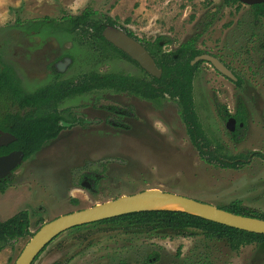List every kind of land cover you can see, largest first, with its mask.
<instances>
[{"label":"rangeland","instance_id":"obj_1","mask_svg":"<svg viewBox=\"0 0 264 264\" xmlns=\"http://www.w3.org/2000/svg\"><path fill=\"white\" fill-rule=\"evenodd\" d=\"M237 5L238 11L226 9L224 0H0V60L11 65L26 92L48 85L56 74L57 80L91 72L145 76L123 57L80 44L75 34L24 32L44 17L58 25L89 8L95 18H110L140 40L163 39L161 52L168 54L197 24L212 27L204 29L196 49L218 58L237 81L199 61L193 81L195 113L216 157L247 156L238 169L208 164L190 142L175 99L154 105L126 92L97 90L58 105L63 130L10 178L0 194V220L27 210L34 233L60 215L150 188L218 208L240 200L250 211L264 214V161L250 155L264 150L262 31L251 23L249 6ZM247 23L255 34L251 44L239 31L232 41L224 38L229 24L241 29ZM64 58L70 63L58 73L56 64ZM237 113L245 122L240 126L235 119L230 131L227 124ZM28 240L0 251V264H13ZM33 264H264V245L234 251L193 229L89 223L64 231Z\"/></svg>","mask_w":264,"mask_h":264},{"label":"trees","instance_id":"obj_2","mask_svg":"<svg viewBox=\"0 0 264 264\" xmlns=\"http://www.w3.org/2000/svg\"><path fill=\"white\" fill-rule=\"evenodd\" d=\"M229 1L239 3V0H225L227 3ZM253 7L257 14L264 16V3L255 4ZM95 15L96 13L92 9L86 8L76 16L64 17L58 25H55V20L44 17L33 22L28 29H24V32L27 35L35 36L44 33L43 31L75 34L80 44L92 48L94 52L97 50L107 56L118 55L138 66L125 53L106 41L102 36L104 21L95 18ZM105 21L113 24L110 18ZM164 42L166 41L157 38L153 44L144 45L155 60L157 67L162 70L160 78L149 75L139 66L145 76L139 77L112 72L100 75L91 72L83 74L74 82L71 79L57 80L59 75L56 74L53 82L38 87L32 92H26L21 87L20 80L11 65L0 60V130L9 132L16 138L9 145L0 146V156L14 150H21L24 153V161L32 158L44 145L54 140L63 129V126L58 123L59 120H63L57 111L60 103L71 97L85 95L94 90H108L126 92L150 101L154 105H160L167 97L177 100L178 114L185 125L190 142L197 149L200 157L208 164L224 169L242 167V159L247 158V156L223 155L220 158L219 155L218 157L214 155L213 150L209 149L210 141L195 113L193 81L197 75L199 62L191 65V61L204 53L195 50L191 44L181 45L175 53H163L161 47ZM2 44L5 45L4 42ZM187 51H189L188 55ZM233 117L241 123L245 122L242 113H237ZM214 151L218 152L217 149ZM250 155L257 156L264 161V150L262 152L254 151ZM215 161L216 163H214ZM10 181V179L0 178V194L5 193ZM72 201L76 203V200ZM220 209L264 220V214L250 211L242 205L240 200H234L228 206ZM101 222L130 224L140 229L161 228L175 232H182L187 229L198 230L208 240L226 242L229 248L234 251L253 243L264 245V235L234 229L178 211H142ZM32 235L27 210H21L5 220H0V251L13 242L30 238Z\"/></svg>","mask_w":264,"mask_h":264},{"label":"water","instance_id":"obj_3","mask_svg":"<svg viewBox=\"0 0 264 264\" xmlns=\"http://www.w3.org/2000/svg\"><path fill=\"white\" fill-rule=\"evenodd\" d=\"M240 2L246 5H255L264 3V0H240ZM102 36L115 48L121 50L131 60L135 61L146 73L155 78L161 77L162 70L157 67L153 57L139 41L114 27L105 28ZM199 61L208 62L223 77L232 81L237 80L232 71L215 56L201 54L191 61V65ZM69 63L70 59L65 58L63 62L56 64V68L59 72H62ZM234 123L235 119L230 118L227 124V128L230 131L234 130ZM15 140L14 135L0 130V146H7ZM24 162V153L21 150H14L0 156V178H10L17 173V169ZM162 201L180 205L183 210L178 212H185L234 229L264 235L263 219L234 214L209 203L197 201L183 195L165 192L160 189L150 188L132 195L120 196L119 198L96 204L87 209L72 211L43 223L29 238L13 264H33L36 258L58 235L82 224L98 222L142 211H175L157 208V205Z\"/></svg>","mask_w":264,"mask_h":264},{"label":"flooded vegetation","instance_id":"obj_4","mask_svg":"<svg viewBox=\"0 0 264 264\" xmlns=\"http://www.w3.org/2000/svg\"><path fill=\"white\" fill-rule=\"evenodd\" d=\"M239 3H241L240 2V0H239ZM224 4H225V8L227 9V8H234V11H238L240 8H239V5H237V3H235V2H232V1H229L228 3L227 2H225V0H224ZM244 5H246V4H244ZM246 6H249V9H250V12L248 13V17L253 21V22H251L255 27H257L256 25H258L259 27H257V28H259V30L260 31H262V35L260 36V39L262 40L261 41V43H259V44H261L263 47H264V24L262 23V22H264V16H262V15H260V14H257L255 11H256V9L253 7L254 5H246ZM107 19V18H106ZM198 23V22H197ZM196 23V24H197ZM209 23V22H208ZM207 23V24H208ZM235 24V23H234ZM234 24H229L228 25V27H227V29H226V31H225V39H228L229 41H232V39H233V37H235V33L237 32V31H239V33L241 34V37L243 38V40L245 41V38L247 39V44H251V40L253 39V38H255V34L253 33V31H252V28H251V26L247 23L246 24V26H243L241 29H240V27H238V28H235V26H234ZM238 24V23H237ZM103 25H104V29L105 28H107V27H114V28H118V29H120V30H122L124 33H126L129 37H131V38H133V39H135V40H137V41H139L141 44H143V45H146V44H150L151 42H152V44L155 42V40L154 41H149V40H144V39H138V38H136L135 36H134V34L132 33V32H130L128 29H126L124 26H119V25H117V23L115 22V21H113V24H109L108 23V21H104V23H103ZM194 28L196 29L195 31H193L188 37H186L185 39H184V41L182 42V45L183 44H191L192 46H193V48H195V50H197L196 49V47H197V45L198 44H201L202 43V37H201V35H202V33H203V31H204V29L205 28H207L208 29V31L209 30H211L212 29V27H210V26H206V24H204V23H200L199 25L197 24V26H194ZM103 29V30H104ZM103 30H102V32H103ZM251 31V32H250ZM248 35V36H247ZM191 51V50H190ZM189 54V51H187V55ZM151 55V54H150ZM65 59V58H64ZM64 61V60H63ZM56 70H58L57 68H56ZM58 73H59V71H58ZM233 73V72H232ZM236 77V76H235ZM77 80V79H76ZM76 80H73L74 82L76 81ZM237 81V80H236ZM94 91H97V90H94ZM94 91H91V92H89V93H86V94H91L92 92H94ZM78 96H83V95H78ZM77 97V96H76ZM71 98H75V97H71ZM70 98V99H71ZM57 111H58V109H57ZM93 111V110H92ZM59 112V111H58ZM60 113V112H59ZM235 119V118H234ZM74 120V119H73ZM62 121V120H61ZM61 121L59 120L58 121V123L59 124H61ZM73 123H76V124H79V123H81V120H75ZM241 122H239V124H240ZM239 124H238V126H239ZM242 124V123H241ZM241 124H240V126H241ZM72 126V125H71ZM71 128H73V127H71ZM63 130V129H62ZM61 130V131H62ZM60 131V132H61ZM60 132H59V134H60ZM59 134H58V136H59ZM57 136V137H58ZM56 137V138H57ZM55 138V139H56ZM209 149H210V147H209ZM12 177V176H11ZM10 177V178H11ZM10 178H4V179H10ZM106 220H108V219H106ZM103 221V220H102ZM94 223H102L101 221H98V222H92V223H90V224H94ZM108 223H110V222H108ZM89 224V223H88ZM83 225V224H82ZM80 226V225H79ZM130 226H134V225H130ZM77 227V226H76ZM135 227H137V226H135ZM73 228H75V227H73ZM137 228H139V227H137ZM62 234V233H61ZM59 236V235H58ZM57 236V237H58ZM56 237V238H57ZM55 238V239H56ZM224 242V241H223ZM226 243V242H225Z\"/></svg>","mask_w":264,"mask_h":264},{"label":"bare ground","instance_id":"obj_5","mask_svg":"<svg viewBox=\"0 0 264 264\" xmlns=\"http://www.w3.org/2000/svg\"><path fill=\"white\" fill-rule=\"evenodd\" d=\"M157 208L165 209V210H175V211H181L183 208L176 204V203H167L166 201H162L157 205Z\"/></svg>","mask_w":264,"mask_h":264},{"label":"crops","instance_id":"obj_6","mask_svg":"<svg viewBox=\"0 0 264 264\" xmlns=\"http://www.w3.org/2000/svg\"><path fill=\"white\" fill-rule=\"evenodd\" d=\"M207 202V201H206ZM207 203H209V202H207Z\"/></svg>","mask_w":264,"mask_h":264}]
</instances>
